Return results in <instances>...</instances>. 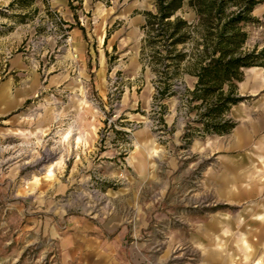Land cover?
Listing matches in <instances>:
<instances>
[{
  "label": "rangeland",
  "instance_id": "1",
  "mask_svg": "<svg viewBox=\"0 0 264 264\" xmlns=\"http://www.w3.org/2000/svg\"><path fill=\"white\" fill-rule=\"evenodd\" d=\"M11 1L0 86L41 85L0 99V264H264V66L242 69L235 127L186 146L183 104L159 123L140 60L152 0ZM252 15L261 48L264 3Z\"/></svg>",
  "mask_w": 264,
  "mask_h": 264
},
{
  "label": "trees",
  "instance_id": "2",
  "mask_svg": "<svg viewBox=\"0 0 264 264\" xmlns=\"http://www.w3.org/2000/svg\"><path fill=\"white\" fill-rule=\"evenodd\" d=\"M36 0H12L29 7ZM81 1V0H77ZM264 0H152L153 11H143L140 25V60L153 75L152 100L158 105V121L165 126L161 103L177 96L188 120L180 139L185 145L196 137L224 135L236 125L229 109L243 101L237 84L242 69L264 66V47L245 48L248 24ZM191 11L186 19L183 9ZM18 15V14H15ZM187 75L191 88H174Z\"/></svg>",
  "mask_w": 264,
  "mask_h": 264
},
{
  "label": "crops",
  "instance_id": "3",
  "mask_svg": "<svg viewBox=\"0 0 264 264\" xmlns=\"http://www.w3.org/2000/svg\"><path fill=\"white\" fill-rule=\"evenodd\" d=\"M40 85L41 84H2L0 86V99H3V102L6 105H9V106L15 105L20 100L30 97L34 93V91L40 87ZM50 85H53V84H50ZM10 87L12 88V90L9 89L8 91V88ZM253 127L254 126H252V128ZM240 133H245L246 135V132H237L236 135L238 136V134Z\"/></svg>",
  "mask_w": 264,
  "mask_h": 264
},
{
  "label": "bare ground",
  "instance_id": "4",
  "mask_svg": "<svg viewBox=\"0 0 264 264\" xmlns=\"http://www.w3.org/2000/svg\"><path fill=\"white\" fill-rule=\"evenodd\" d=\"M243 177V176H242ZM252 178V177H251Z\"/></svg>",
  "mask_w": 264,
  "mask_h": 264
}]
</instances>
